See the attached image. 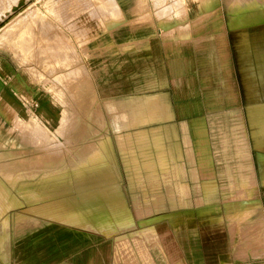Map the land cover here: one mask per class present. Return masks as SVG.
<instances>
[{
    "label": "crops",
    "instance_id": "0c3cea01",
    "mask_svg": "<svg viewBox=\"0 0 264 264\" xmlns=\"http://www.w3.org/2000/svg\"><path fill=\"white\" fill-rule=\"evenodd\" d=\"M29 1L0 0V264H264V37L229 51L223 0Z\"/></svg>",
    "mask_w": 264,
    "mask_h": 264
},
{
    "label": "rangeland",
    "instance_id": "374dc122",
    "mask_svg": "<svg viewBox=\"0 0 264 264\" xmlns=\"http://www.w3.org/2000/svg\"><path fill=\"white\" fill-rule=\"evenodd\" d=\"M1 1H4L5 3H7V7L4 8L3 10L5 11L7 10V12L9 11L10 12V13L8 12L9 15H12L15 9V8L10 7L11 5H13V3L18 5V7L20 6L18 10H21V9H22L21 11L30 10L29 7L24 8L25 6L29 5V2H30L29 0H1ZM47 1H58V0H37L38 5H41V6L33 9V11H35V15H36V12L40 15L45 14ZM203 3L208 6L216 5L219 3V0H203ZM223 4H224V16H225L224 18L226 20V24H228L230 27L228 28L229 40L227 41L229 51H238V47H237L238 41L243 35V32L245 31L249 32V36L252 42L256 40H260L257 37L258 33H259V36L264 37V0H223ZM33 5L35 6V4ZM2 24L3 22L2 20H0V26ZM253 48L254 46H252L251 52L249 53L252 54V52L255 50ZM250 57H248L249 59L244 60V62L247 65H249L248 63L253 62V57L251 58ZM247 68L252 69L253 67L250 66ZM257 71L258 72L261 71L264 73V66H261V68H258ZM251 72L253 74V71ZM86 79H87V89H89V86H88L89 80L88 78ZM260 86L262 89H264V82H261ZM70 101H73L72 96H70ZM234 130H235L234 132L237 131L236 129ZM231 138L232 140L230 142H233V143L238 142L236 133L235 135L233 133ZM93 150H94V146L90 144V145H87L86 148L81 153H78V154L82 156L81 157L82 159H84V157L92 154ZM234 154L236 155L237 153H234ZM142 222L143 220L140 221V223Z\"/></svg>",
    "mask_w": 264,
    "mask_h": 264
},
{
    "label": "bare ground",
    "instance_id": "6f19581e",
    "mask_svg": "<svg viewBox=\"0 0 264 264\" xmlns=\"http://www.w3.org/2000/svg\"><path fill=\"white\" fill-rule=\"evenodd\" d=\"M258 16H259V15H258ZM251 18H252V17H251ZM251 20H252V19H251ZM250 22H251V21H250ZM262 28H263V27H262ZM27 39H28V38H27ZM27 39H24V40H27ZM30 39H31V38H30ZM31 40H32V39H31ZM26 42H27V41H26ZM29 42H30V41H28L27 44H29ZM24 43H25V42H23V44H24ZM30 43H31V42H30ZM25 45H26V44H25ZM30 46H31V45H30ZM32 46H33V45H32ZM23 47H24V46H23ZM26 47H27V46H26ZM29 48H30V47H29ZM170 112H171V111H170ZM11 115H12V114H11ZM33 121H34V120H33ZM2 187H3V186H2ZM3 188H4V187H3ZM1 192H2V191H1ZM7 194H8V193H7ZM1 197H2V196H1ZM6 216H8V215H6ZM6 216H5V217H6ZM8 218H9V217H8ZM6 219H7V218H6Z\"/></svg>",
    "mask_w": 264,
    "mask_h": 264
}]
</instances>
